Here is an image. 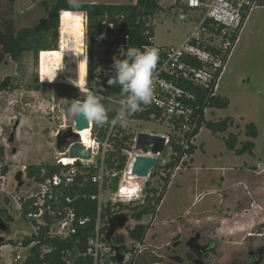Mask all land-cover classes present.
<instances>
[{
	"label": "rangeland",
	"instance_id": "obj_1",
	"mask_svg": "<svg viewBox=\"0 0 264 264\" xmlns=\"http://www.w3.org/2000/svg\"><path fill=\"white\" fill-rule=\"evenodd\" d=\"M54 1L56 0H17L11 3L9 0H0V29L7 22H12L16 29L37 25L47 17L43 2L51 4ZM90 2L129 4L135 3L136 0H80V3ZM174 3L175 0H160V4L163 6H170ZM80 14L87 18L85 12ZM180 15V10L170 15H166L165 12L156 14L155 42L157 44L178 46L183 42L194 25L190 20H181ZM85 18L82 27L87 35L88 22L85 21ZM75 31V21L61 24L57 45L59 48L61 32L59 50L39 52L38 54L27 51L17 60L6 56L0 61V86L9 78L8 85L0 87V148H3L0 151V171L4 166L18 172L22 170L23 166L30 164L57 162V155L61 149L57 146L56 134L59 130H64L74 123L63 110V104L68 100L82 99L87 91L93 90L89 85L84 86L85 64L82 62V66L80 65L79 56L83 54L87 43L83 48H77L74 52H67L62 46L68 39L67 34L69 32L75 34ZM256 33L258 35L255 34L252 41L250 40L251 42L244 40L238 46L233 47L223 76L220 77L216 92L221 97L229 99L228 107L212 109L207 114V120L219 121L231 117L234 124L227 132H218L217 134H214L206 126L201 128L194 140V144L197 146L193 156L194 162L188 164L192 156H187L184 159L186 161L179 165H182V168L174 178L173 175L177 169L173 171L172 182L164 194L162 202L164 207L161 214L183 215L195 197L194 190H192L195 183L204 192L213 187H221V185L224 187L222 201L216 197L217 195L206 192L200 203L192 207L193 211H196L205 206L210 211H219L223 218H230L229 212L233 211L235 206H239L234 204L238 194H241L243 197L241 203L246 206L247 198L250 197L247 195L248 188L264 187V26ZM95 47V53L99 57L107 55L101 46L95 44ZM109 56L111 55L109 54ZM95 71L97 75L99 72L96 68ZM71 80L79 87L71 83ZM111 97L116 101L106 98L107 102L104 103L106 109L119 111V102L123 96L114 95ZM18 120L20 124L16 140L14 143H9L10 134ZM248 123L256 124L259 133L256 138H249L245 134ZM125 130L135 135V139L140 132L164 135L167 138L181 134L180 131L174 130L167 119L160 120L152 117L149 120L129 118V126ZM98 132L95 124L93 135L100 140L102 137L98 135ZM230 132L238 133V148L246 141L252 140L255 143L253 154H237L235 150L229 149L225 137L228 138ZM135 139L132 148L124 150L128 155V164L139 153L135 149ZM114 150L115 147L113 148L111 144L109 151ZM148 154L151 152L149 151ZM171 154L172 150L167 146L163 154L159 156L161 166L170 160ZM128 164L120 176L118 185L122 184L121 188L124 190L129 189L128 187L131 185L141 187L140 183L133 179L132 173L127 172L131 168H128ZM161 168L156 169L152 177L145 179V185L148 183L150 187L158 189L160 193L164 189L162 179L164 171ZM114 178V176H110L107 179L108 196H111L112 192L115 193L119 187L113 185ZM27 180V177L23 180L25 184L28 183ZM8 183L10 189L15 187L13 176L8 177ZM4 198L5 196L0 194V209L5 208ZM123 199L125 200L121 201L123 204H128L133 200L131 205H141L145 199V186L136 198L124 197ZM12 221L8 223L9 231L3 234L17 240L23 236V231L20 229L19 221L15 219ZM144 222L149 223V230H151L146 244L148 250L141 256L149 257L150 254L149 259H152L151 252L154 250L160 251L162 254L172 251L175 245L173 242H170L172 245H167L169 242L163 238V231L159 224H154L152 216L145 217ZM130 224L133 225V220ZM198 228H188V236L200 234L202 244H206L210 240L213 241L211 239L215 234L212 230L213 226ZM3 234L1 232L0 236H4ZM236 237L240 236L237 234L232 237L228 233H221L218 237H214V241L217 240L218 251L210 254L209 257L216 261L218 258L215 254L222 255L223 261L219 264H226L233 258H238V262L240 260L243 264H251V261L248 260L249 252L252 250L253 252L261 251L264 244L250 242L251 240L248 239H245L244 242L242 239L238 244ZM187 239L188 237L181 238L183 244L173 250L184 255L189 250L184 243ZM173 240H175L174 242L179 240V235ZM1 253L3 256L1 264H8L9 251L3 249ZM163 260L168 263L164 258Z\"/></svg>",
	"mask_w": 264,
	"mask_h": 264
},
{
	"label": "built area",
	"instance_id": "obj_2",
	"mask_svg": "<svg viewBox=\"0 0 264 264\" xmlns=\"http://www.w3.org/2000/svg\"><path fill=\"white\" fill-rule=\"evenodd\" d=\"M174 4L179 5L180 9L177 10L181 11L180 19L192 21L193 29L178 46L159 45L154 40L145 47L158 48L160 56L154 77L156 100L152 105L161 112L160 120L181 119L184 122L183 127L188 129L196 127L197 123L192 120V116L195 115L197 107L193 104L195 93L187 86L208 87L215 80L216 92L221 76L217 78L215 74L222 65L216 50L225 52L233 46L234 38L240 34L252 11L259 6L260 0H175ZM155 19L156 16L154 24ZM94 44L105 49L107 54L99 57L95 53L96 47L94 48V68L99 72L95 75V81L109 80L116 74L113 67L114 57L123 58L121 49L127 48V37L120 34L116 22L106 18L102 33L94 38ZM85 46L86 49L79 57L87 64L84 82L86 87L88 42ZM107 98L113 100L112 97ZM114 127L111 126L106 137L100 140L93 135L90 149L85 146L81 137L71 140L64 150L59 151L57 162L53 163L62 164L60 172L47 175V169L43 168L42 180H37L36 175L29 177L27 166H23V180L27 177L28 183L23 181L19 186L15 179V170L8 169L5 173L0 171V194L5 196V209L19 221L23 231L22 237L12 239L0 247L1 262V251L7 249L8 264H50L51 259L48 257L53 255L55 247L48 243L49 240H63L70 242L71 247L63 250L62 264H135V258L145 248L144 245H132L127 240L121 245L115 242L113 245L106 237L109 218L113 215L106 213L107 203L125 201L122 184L111 196L107 194L105 157L111 145L110 136ZM93 131L94 129L92 133ZM75 144L86 147L90 155L72 156L70 148ZM90 166L96 167L97 172L90 175ZM175 169L178 170L179 166ZM127 172H132L131 168ZM115 175L116 173L112 174ZM9 176L14 177L13 189H10L8 183ZM79 176L83 177L82 182H78ZM87 181L97 187V192L83 194L84 198H90L97 203L94 217L80 215L76 206L80 195L77 191L74 195L71 193L76 185L83 187ZM125 230L118 234H123ZM115 245H127L128 248L117 250ZM119 255L123 257L121 261Z\"/></svg>",
	"mask_w": 264,
	"mask_h": 264
},
{
	"label": "trees",
	"instance_id": "obj_3",
	"mask_svg": "<svg viewBox=\"0 0 264 264\" xmlns=\"http://www.w3.org/2000/svg\"><path fill=\"white\" fill-rule=\"evenodd\" d=\"M17 0H9V2L14 3ZM45 9L47 11V17L40 21L37 25L31 27H22L16 29L12 22H7L4 27L0 29V61H2L6 56H10L13 60H17L20 56L27 52L33 51L36 54L39 52H51L60 49L61 43V32H60V43L58 45V35L59 28L61 30V19L60 13L63 10L69 8L68 0H56L49 4L43 2ZM81 6L77 11H82L87 14V37L89 46V62H88V76L87 84L92 89H102L100 94L104 97V103H106V98L114 95L122 96L119 85H109L107 79H102L100 81H95V68H94V38L102 33L104 20L109 18L110 20L116 22L120 29V34L127 37V47L136 46L143 48L149 45L155 40V24L153 22L157 13L165 12L166 15H170L179 8L178 4L163 6L160 4V0H136L135 3L129 4H109V3H80ZM176 9V10H175ZM187 11V8H184ZM239 34L233 40V46L228 48L225 52L216 50L221 57L222 65L217 70L215 77L219 78L221 73L228 61V58L235 46ZM50 39V41H48ZM9 83V78L6 82L1 84V88L7 86ZM215 80L208 87L192 86L188 85L187 88L195 93V101L193 104L197 107V111L192 120L197 124L196 127L185 129L184 122L181 119H170V124L174 127V130L180 131L179 136H169V142L167 146L171 148L172 154L170 160L161 166L159 163L151 173L150 177L153 176L154 171L158 168L163 169L164 175L162 177L164 181L163 192H159L158 189L150 187L148 183L145 185V199L141 205H131L133 200L128 204H123L121 202L107 203L106 213L108 215L115 214L117 212H129L131 219L133 220V225L126 228L123 234H117L114 238L116 244H123L126 240L132 244H142L144 245L145 238L147 236L148 230L150 228L149 223L144 222V218L151 215L152 217L157 212L158 206L161 204L166 189L169 187L171 182V177L173 171L181 163L185 162V157L193 156L195 154L197 146L194 144V140L200 133L202 127L209 128L214 134L218 132H227L232 125L234 120L231 117L221 119L219 121L207 120L206 110L208 108H226L228 107L230 101L228 98L221 97L215 92ZM108 110V109H107ZM117 113V110H108L109 117L112 118ZM152 118L160 119L162 117L161 112L157 110L154 105H147L142 108L141 111L134 114L130 119H140L149 120ZM110 125L106 124L103 126H98V135L102 138L106 137L107 132L110 130ZM245 134L249 138H256L258 136V129L255 123H248L246 125ZM93 137V133H92ZM135 135L126 132L125 128H121L116 125L110 136V143L114 151H109L105 157V172L106 178L108 179L112 176L111 173H116L114 176L113 185L118 187L120 182V176L125 171L128 164V155L124 152L125 149L130 150L134 145ZM226 144L229 149L235 150L237 154L250 153L253 154L255 148V143L252 140H248L242 144L241 147H237L238 144V133L230 132L228 138H226ZM3 148H0V151ZM47 169V175H53L54 173L60 172L62 164H53L50 162L40 163V164H30L27 166V175L29 177L37 176V180H42L44 176L41 175L42 169ZM8 168L4 166L2 172H6ZM91 174L97 172V168L94 166L88 167ZM46 175V176H47ZM83 177L79 176L78 182H82ZM118 185V186H117ZM108 187V186H107ZM77 191L80 197L76 201V206L80 215L94 217L96 213L97 203L92 201L90 198H84V193H95L97 192V187L91 181H87L86 185L75 186L71 190L74 195ZM0 215L4 220L9 223L14 219L11 214L5 209H0ZM4 239H0V247L6 242L12 239L3 236ZM212 253H217V242L212 241ZM50 245L54 246L55 250L52 256L48 257L51 259L50 264H62L64 263L63 250L70 248L71 243L63 240H49ZM213 243V244H212ZM257 261L262 264L264 260V246L261 251H258ZM47 260V257L45 258ZM256 262L254 264H256ZM1 263V256H0ZM40 264V263H39ZM229 264H241L238 259L232 260Z\"/></svg>",
	"mask_w": 264,
	"mask_h": 264
},
{
	"label": "crops",
	"instance_id": "obj_4",
	"mask_svg": "<svg viewBox=\"0 0 264 264\" xmlns=\"http://www.w3.org/2000/svg\"><path fill=\"white\" fill-rule=\"evenodd\" d=\"M81 12L82 11H77V14L81 15L80 14ZM83 18H85L84 15H83ZM263 26H264V0H260L259 6L252 11L244 28L240 32L239 38L235 46L236 45L238 46V44H240L244 40L252 41L253 36L255 34L258 35L256 31L261 30V27ZM222 76H223V73L221 75V78ZM248 81L250 82V79H248ZM212 109H217V108H208L205 114L206 119H207L208 112ZM193 156L191 160L189 159L188 164L189 163L193 164L194 162ZM181 168H182V165L179 166V169L175 172V174L173 175V178L175 175H177L176 173H178V171H180ZM223 188L224 187H222L221 185V187H213L212 189H209V191L207 190L206 192L217 195L216 197L220 198V201H222L223 192H225ZM192 190H194L193 194L195 195V197L193 198L192 203L185 209L183 215L174 216V215H168V214H161L162 209L164 207V204L162 205V202H163L162 200L161 204L157 208V212L152 217L154 224H159V226L161 227L163 231V238L167 242H169L167 245L168 246L172 245L171 244L172 242L174 245L177 243V245L173 246L172 251L167 252L168 255L162 254L160 251L154 250L151 252L152 259H149L150 254H149V257H147V255L141 256L145 254V252L148 250V246L146 244L150 237L149 236V233L151 230L150 229L148 230L147 236L144 241L145 248L142 251H140L138 255L136 256L135 264H190V261L184 258L181 253L173 250L175 248H178V246H180L181 244H183L181 238L188 237V239H190L191 237L194 236L192 234L188 236L189 233H187V230L190 227L201 228L204 226L205 227L213 226L212 230L215 233L214 236L211 238L213 240L215 239L214 237H218V235H220L221 233H225V234L228 233L229 236H232V237L236 236L237 234L238 236H240V237H236L237 238L236 243L238 244L241 242L242 239H243V242L245 239H248V240H251L250 242L253 241L256 243H260L262 245L264 244V187H259V188L249 187L248 188L247 195H249L250 197L247 198L246 206H244L241 203V201L243 200L242 199L243 197L241 196V194H238L234 200V204H237L239 206H235L233 211L231 210V212H229L230 218L229 217L223 218L222 215L219 214V211H216V212L210 211L205 206L199 208L196 211H193L192 207L194 205L197 206L200 203V201L203 199L206 192L201 190L199 185H197V183L194 184V187L192 188ZM213 200L215 201V199ZM190 209L192 210L190 211ZM131 220L132 219H130V222ZM130 222L128 226L131 225ZM178 235H179V240L174 242L175 240L173 239L177 237ZM151 236L153 237L154 234ZM215 255L218 258L216 261L212 260L209 257V258H206L204 262H201V263L191 262V264H219V263H222L223 261L222 255L220 254H219L220 256L218 254H215ZM163 258L167 260L168 263H166L163 260ZM234 259L235 258H233L232 260ZM136 260H138V262H136ZM248 260L251 261V264H254L257 261V257L256 258L252 257L251 259H248ZM230 262L226 264H229ZM256 264H260V263L256 262ZM262 264H264V260Z\"/></svg>",
	"mask_w": 264,
	"mask_h": 264
},
{
	"label": "clouds",
	"instance_id": "obj_5",
	"mask_svg": "<svg viewBox=\"0 0 264 264\" xmlns=\"http://www.w3.org/2000/svg\"><path fill=\"white\" fill-rule=\"evenodd\" d=\"M68 4L69 8L60 13L61 23L75 21L76 31L75 34H67L68 39L62 46L65 51L74 52L87 43V35L82 27L84 18L76 12L81 6L80 0H68ZM121 56L123 58L114 57L113 67L116 74L108 80L109 85L120 86L123 98L119 102V111L110 118L103 102L104 97L100 94L102 89H93L87 91L82 99L65 102V111L74 125L83 119L98 126L119 125L126 129L130 117L141 111L142 106L155 102L154 77L160 59L158 48L131 46L121 49ZM71 83L77 85L73 80Z\"/></svg>",
	"mask_w": 264,
	"mask_h": 264
},
{
	"label": "water",
	"instance_id": "obj_6",
	"mask_svg": "<svg viewBox=\"0 0 264 264\" xmlns=\"http://www.w3.org/2000/svg\"><path fill=\"white\" fill-rule=\"evenodd\" d=\"M65 104V103H64ZM65 110V108H64ZM66 112V111H65ZM20 122L19 120L13 127V131L10 134L9 143H14L16 140L17 129ZM95 124L92 122L85 121L80 119L77 125L70 126L67 131L61 130L57 134V146L59 149L64 150L70 144V140H78L80 132L87 128L93 130ZM167 137L164 135L153 134L148 132H140L135 139V149L139 152L135 155L134 161L132 162V175L137 177L136 181L140 183L141 190L145 186L146 178L150 177L151 171L160 163V155L165 151L168 144ZM151 154H148V152ZM70 154L72 156H83L88 157L90 151L86 147H79L78 145H73L70 148ZM23 170H19L16 174L15 179L19 183V186L23 184ZM131 215L129 212H117L109 218V228L107 232V240L114 245L115 236L125 230L130 222ZM9 225L0 215V233H6L9 231ZM0 239H4L3 236H0ZM177 245V243L175 244ZM117 250L121 248H128L127 245L116 246ZM204 249V248H203ZM121 261L123 257L118 256Z\"/></svg>",
	"mask_w": 264,
	"mask_h": 264
},
{
	"label": "flooded vegetation",
	"instance_id": "obj_7",
	"mask_svg": "<svg viewBox=\"0 0 264 264\" xmlns=\"http://www.w3.org/2000/svg\"><path fill=\"white\" fill-rule=\"evenodd\" d=\"M63 110H64V104H63ZM70 126L65 128L63 131H67ZM60 131L61 130H59V132ZM56 138H57V136H56ZM200 240H201V235L197 234L196 236H193L184 242L188 246L189 251L185 252V254L184 255L182 254V255L184 258H186L187 260H189L192 263L204 262L206 258H209L210 254L212 252L211 251L212 250L211 242L209 241L206 244H202L200 242ZM258 255H259L258 252H255V251L253 252V250H252L248 254V256H249L248 259H251L252 257L256 258V257H258ZM240 263L243 264L241 261H240Z\"/></svg>",
	"mask_w": 264,
	"mask_h": 264
},
{
	"label": "bare ground",
	"instance_id": "obj_8",
	"mask_svg": "<svg viewBox=\"0 0 264 264\" xmlns=\"http://www.w3.org/2000/svg\"><path fill=\"white\" fill-rule=\"evenodd\" d=\"M82 56V55H81ZM82 62H83V64H85V76H86V69H87V64H86V61L84 60V59H81L80 60V65L82 64ZM82 66V65H81ZM85 78V77H84ZM84 82H85V80H84ZM80 137L82 138V140H83V143L85 144V146L88 148V149H90L91 147H92V144H93V137H92V130H91V128H87V129H85V130H82L81 132H80ZM134 160H132V161H130V163H129V167H131L132 166V162H133ZM134 178L133 179H136L137 177H135V176H133ZM125 188H127L126 186H125ZM129 189H123V193H124V195H123V197H126V198H128V199H134V198H136L137 197V195L140 193V191H141V187H138V186H135V187H133V185H131V186H129L128 187Z\"/></svg>",
	"mask_w": 264,
	"mask_h": 264
}]
</instances>
